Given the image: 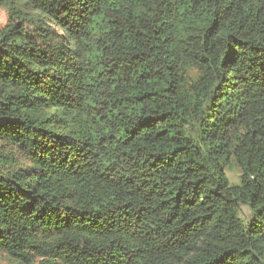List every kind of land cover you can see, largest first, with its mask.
I'll return each mask as SVG.
<instances>
[{
  "label": "trees",
  "instance_id": "obj_1",
  "mask_svg": "<svg viewBox=\"0 0 264 264\" xmlns=\"http://www.w3.org/2000/svg\"><path fill=\"white\" fill-rule=\"evenodd\" d=\"M4 6L1 259L264 264V0Z\"/></svg>",
  "mask_w": 264,
  "mask_h": 264
},
{
  "label": "rangeland",
  "instance_id": "obj_2",
  "mask_svg": "<svg viewBox=\"0 0 264 264\" xmlns=\"http://www.w3.org/2000/svg\"><path fill=\"white\" fill-rule=\"evenodd\" d=\"M9 24V13L7 11V7H1L0 8V29L7 26ZM228 177L231 179V183H236L237 182V171L235 168H232L231 171L227 172ZM243 213L247 214L246 208L241 209ZM0 264H10L7 261L3 260L0 258Z\"/></svg>",
  "mask_w": 264,
  "mask_h": 264
}]
</instances>
